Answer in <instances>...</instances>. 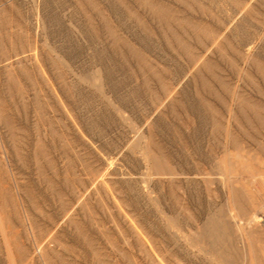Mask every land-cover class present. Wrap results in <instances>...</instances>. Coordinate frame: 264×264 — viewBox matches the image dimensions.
I'll return each instance as SVG.
<instances>
[{"label": "rangeland", "instance_id": "1", "mask_svg": "<svg viewBox=\"0 0 264 264\" xmlns=\"http://www.w3.org/2000/svg\"><path fill=\"white\" fill-rule=\"evenodd\" d=\"M263 114L264 0H0V264H212L170 217L237 138L264 172Z\"/></svg>", "mask_w": 264, "mask_h": 264}, {"label": "bare ground", "instance_id": "2", "mask_svg": "<svg viewBox=\"0 0 264 264\" xmlns=\"http://www.w3.org/2000/svg\"><path fill=\"white\" fill-rule=\"evenodd\" d=\"M248 55H252V54L249 52ZM236 98L234 97L233 99ZM242 98L241 99L244 103V106L246 105L254 112H259L260 108L258 105H256L257 104L256 101L254 102V100H252V98L250 97H242ZM232 106L234 105L232 104ZM232 106L229 107L230 109L227 108L231 113L227 121L230 124H231V119L233 118V110H234ZM255 120H257V118ZM229 123L228 125H230ZM237 139H238L237 141L231 142L234 144L235 147L234 149L238 151L237 154L233 155L232 153L231 154L226 153L227 155L230 156H225L226 155L225 154L224 155L225 158L222 157L223 162H220L222 164L221 170H222L223 178L219 182V184L227 188L226 202L225 203L222 202L223 204L222 203L218 204L220 202L216 204L214 202L215 204L211 205L209 209L210 217H208L205 221L203 220L204 222L202 224L200 225L197 224L198 225L197 227H194L192 225L191 223L192 220L191 222L185 220L184 223H182L179 220L173 219V217H170L171 219L169 218L171 220V222L169 221L170 231L174 237H177L180 239V241H182L181 243H183L182 247L185 254L187 256H206L210 259L212 264H259L258 251L260 250L263 252L262 256L264 258V172L260 170L258 172L253 171L255 170L254 168L255 165H253L255 154L253 153L252 150H255L254 152H256L257 150L255 148L251 149V152H248V155L246 153L245 156V153L243 154L241 152L243 150L242 148L243 145L241 144L242 141L239 142V138ZM211 151L214 152L215 150L212 149L211 147ZM141 152H142V156L149 155V152L146 150H142ZM242 157H246V159L244 158L245 160H243ZM161 159L157 156L154 157V161L160 165H162ZM200 166H203L201 165L200 162H196L193 166L194 168H196L197 174H198V170H201V172H203L202 169H199L201 168ZM188 173L190 174V172ZM205 174L207 175V173ZM200 176L201 175L199 174V177ZM204 176L205 175H203V177L199 182L197 180L196 185L201 184L200 183L201 181L207 182L209 184L216 183V181H213L212 178L210 177L208 178V176L206 177ZM188 182L192 183L191 181ZM218 188L219 187H217L216 190L220 194ZM223 194H225V192ZM189 196H191V194H189ZM221 198H223V195ZM163 213L165 215H169L165 211H163Z\"/></svg>", "mask_w": 264, "mask_h": 264}]
</instances>
